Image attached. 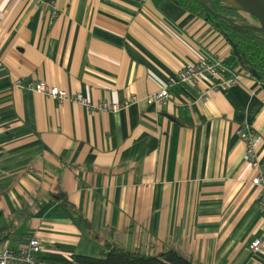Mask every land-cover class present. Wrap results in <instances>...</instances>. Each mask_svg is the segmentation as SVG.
<instances>
[{"label": "crops", "instance_id": "obj_1", "mask_svg": "<svg viewBox=\"0 0 264 264\" xmlns=\"http://www.w3.org/2000/svg\"><path fill=\"white\" fill-rule=\"evenodd\" d=\"M0 0V227L36 235L41 252L106 244L194 264H264V213L237 129L248 125L264 162V86L214 89L208 80L148 102L187 63L242 71L211 22L172 0ZM45 81L92 102L137 100L117 112L21 89ZM206 91L204 99H197ZM58 194L90 230L75 225ZM262 252H252V238ZM67 254V253H65Z\"/></svg>", "mask_w": 264, "mask_h": 264}, {"label": "built area", "instance_id": "obj_2", "mask_svg": "<svg viewBox=\"0 0 264 264\" xmlns=\"http://www.w3.org/2000/svg\"><path fill=\"white\" fill-rule=\"evenodd\" d=\"M35 1L46 7H51L52 16L56 15L53 0ZM244 73L247 72L242 69V71H236L230 76H226L222 60L211 61L206 56H200L195 61L183 66L175 76L168 79L164 86L160 87L155 94L146 96V99L148 102H154L155 104H166L174 98L171 88L178 85L195 87L201 80H208L209 86L214 89L228 88L241 83L242 75ZM15 83L21 89L40 93L59 101L69 99L79 102L86 106L90 112L95 110L101 112H117L121 109L127 108L137 100L135 95H129L120 102L106 100L92 102L80 93L70 94L65 89L56 85H49L45 81H37L24 85L21 80L17 79ZM205 93L206 91H199L197 99H204ZM237 134L245 146L244 160L254 172L249 183L258 188V199L262 212L264 213V162H261L256 155L255 135L248 125L238 128ZM248 247L252 252H262L263 245L261 238H252ZM41 249L40 240L36 235H33L26 241L20 243L16 249L4 245L0 248V264H48L38 260V254H40Z\"/></svg>", "mask_w": 264, "mask_h": 264}, {"label": "trees", "instance_id": "obj_3", "mask_svg": "<svg viewBox=\"0 0 264 264\" xmlns=\"http://www.w3.org/2000/svg\"><path fill=\"white\" fill-rule=\"evenodd\" d=\"M172 1L211 22L230 43L232 51L233 48L237 51L238 55L233 53L234 60L251 76L258 75L264 86V33L248 28H236L221 17H228L241 24H250L241 11L219 0H206L210 8L221 15L213 16L204 10L200 0ZM249 16L253 19L251 15ZM57 199L75 225L90 230V224L86 218L68 202L65 195L58 194ZM11 230L10 225L0 227V246L8 239L20 237L13 234ZM54 250L38 256V260L48 264H194L175 249H168L159 255H150L142 252H129L121 247L106 244L99 255L89 256L74 253V247L71 245L55 243Z\"/></svg>", "mask_w": 264, "mask_h": 264}, {"label": "water", "instance_id": "obj_4", "mask_svg": "<svg viewBox=\"0 0 264 264\" xmlns=\"http://www.w3.org/2000/svg\"><path fill=\"white\" fill-rule=\"evenodd\" d=\"M223 4L232 6L238 9L241 12H244L248 15H251L257 22V24H241L235 22L228 17L221 16L220 14L214 12L210 6L206 3V0H200L202 7L208 14L213 16H221L226 20L230 25L236 28H248L253 29L259 32L264 33V0H219ZM233 53L238 55L237 51L233 48ZM256 79H259V76L255 74Z\"/></svg>", "mask_w": 264, "mask_h": 264}, {"label": "rangeland", "instance_id": "obj_5", "mask_svg": "<svg viewBox=\"0 0 264 264\" xmlns=\"http://www.w3.org/2000/svg\"><path fill=\"white\" fill-rule=\"evenodd\" d=\"M241 14L247 19V21H248L250 24H255V23L253 22L252 18H251L248 14H246V13H244V12H241Z\"/></svg>", "mask_w": 264, "mask_h": 264}, {"label": "flooded vegetation", "instance_id": "obj_6", "mask_svg": "<svg viewBox=\"0 0 264 264\" xmlns=\"http://www.w3.org/2000/svg\"><path fill=\"white\" fill-rule=\"evenodd\" d=\"M252 20H253V22H254L255 24H257V22H256V20H255L254 18H253Z\"/></svg>", "mask_w": 264, "mask_h": 264}, {"label": "bare ground", "instance_id": "obj_7", "mask_svg": "<svg viewBox=\"0 0 264 264\" xmlns=\"http://www.w3.org/2000/svg\"><path fill=\"white\" fill-rule=\"evenodd\" d=\"M227 1H229V0H227Z\"/></svg>", "mask_w": 264, "mask_h": 264}]
</instances>
